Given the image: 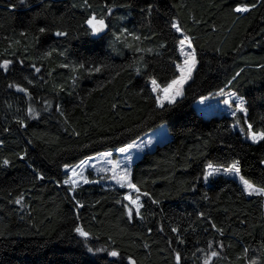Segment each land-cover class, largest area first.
Listing matches in <instances>:
<instances>
[{
	"label": "trees",
	"instance_id": "obj_1",
	"mask_svg": "<svg viewBox=\"0 0 264 264\" xmlns=\"http://www.w3.org/2000/svg\"><path fill=\"white\" fill-rule=\"evenodd\" d=\"M93 16L105 31L92 33ZM184 36L197 64L183 95L160 108L149 80L178 75ZM5 61L0 264H177V254L180 264H264V196L232 177L203 180L208 162L236 160L264 188V141L244 138L228 114L196 108L200 97L232 89L251 130L264 132V0H0ZM162 121L171 138L131 166L132 183L147 193L139 215L129 217L124 187L64 184L66 165Z\"/></svg>",
	"mask_w": 264,
	"mask_h": 264
},
{
	"label": "rangeland",
	"instance_id": "obj_2",
	"mask_svg": "<svg viewBox=\"0 0 264 264\" xmlns=\"http://www.w3.org/2000/svg\"><path fill=\"white\" fill-rule=\"evenodd\" d=\"M184 37L180 38V40L184 39ZM180 40L178 43V49H179L181 59L177 62V65L179 64V65L183 66L184 61H185V55L181 51V48L182 47L184 48V52H190V51H192V49H194V47L192 45V49H189L187 47L188 41H185V45L181 46ZM192 74H193V72H192ZM178 76H180L179 71H178V75L176 77H178ZM152 79H155L157 81V83L159 85H161V87H163V86H165L171 82V80H170L167 84H161L156 78H150L149 84H150L151 88H153V85L151 84ZM184 86H183V89H184ZM183 89H182V91H183ZM223 90L225 93H236L232 89H223ZM219 92H220V90L217 92L210 93L208 95L200 97L196 101V108L198 109V111L200 113H202L205 116H211V115L217 114V113H225V114L230 115L233 118L232 128L234 130L240 131L244 138L251 140L248 138L249 129H248V124L245 121L246 112H242V111L237 110L236 105H237L238 101H236L234 97L231 98L234 102H232L229 105H226L224 103V100L229 99V97L227 95H223V96L218 95ZM154 94L156 96V102H157L158 96L163 97V95H164L160 91L154 92ZM236 95L241 97L237 93H236ZM177 97H179V96H177ZM166 102H167V100L164 101V103H166ZM244 107H245V105H244ZM241 129H243L244 131H241ZM252 132H254V131H252ZM257 133H259V132H257ZM171 135L172 134L169 130L168 123L166 121H162L161 123H159L155 127H153L151 129L147 130L146 132L140 134L138 137H136L135 139H133L132 141H130L129 143L125 144L122 147H119V148L112 150V151H100V152H97L95 154H92V155L85 157L81 161L86 160V161H88V163L86 165H84L83 168H77L76 169L77 173H79V175L74 176L70 169L76 168V166L79 165L81 161H79L78 163H76L74 165L68 166L67 170L64 167V169L67 171V173L69 175L67 180H69L71 178V179L76 180L77 184H79V183L83 182L84 178H86L88 181L93 180V181L99 182V183H101L103 185H107V186H114V185L120 186V183H117V180L113 179V176L123 177L125 172H126L127 176L125 179L122 180V182L125 183V185H126L124 188L127 189L125 197L131 196V198L134 200V199H136L137 196H139V200L137 201L136 204H131L130 201L128 199H126L128 208L130 207L133 209L132 215L136 214L137 208L139 210L141 207L140 205L143 204L144 194H142L140 191H139V193H137L133 188L127 186L129 182L131 184H133L131 181L132 163L137 158H139L146 150L153 148L158 142H162V141H165V140L171 138ZM129 145H133V147L128 148ZM120 148H128V151L122 153L119 151ZM105 153H111V155L105 156L104 155ZM234 162H237V161L234 160L227 165L215 164V163L208 162L206 164L205 173L203 175L204 182L209 183V182H211V179L214 176L224 175V176L235 178L236 180H238L240 182V184L244 188V185L241 181V177H243L246 180H248V179L241 172H239V174H235V173H229V172L225 171V169L229 168ZM210 163L214 167L219 168V171L215 172L211 176H208L206 179L205 178L206 173L208 171H211L210 169L207 168V165ZM117 164L119 166L114 167V165H117ZM91 173H93L94 176H91ZM248 181L257 189L263 188L257 184H254L250 180H248Z\"/></svg>",
	"mask_w": 264,
	"mask_h": 264
},
{
	"label": "snow or ice",
	"instance_id": "obj_3",
	"mask_svg": "<svg viewBox=\"0 0 264 264\" xmlns=\"http://www.w3.org/2000/svg\"><path fill=\"white\" fill-rule=\"evenodd\" d=\"M21 3H24L25 0H20ZM252 7H255V5H253ZM236 12L238 13H244V12H248L250 9L248 6H237L235 9H234ZM86 23L88 24V26L92 29V33L93 34H98L100 32H102L106 25L104 23V20L103 19H97L95 16L91 17L90 19H88L86 21ZM177 32H181V28L178 24H173L172 25ZM40 31H44L43 28L40 29ZM56 35L58 36H62V35H65V33L63 32H57ZM185 41H188L187 43V47L189 49H192V44H191V40L188 38V37H184V39H181L180 40V44L181 46H184L185 45ZM181 51L183 52V54L185 55V61H184V65H176L177 67V70L180 72V76L178 77H175L174 79L171 80L170 83H168L167 85L161 87V85H159L157 83V81L155 79H152L151 81V84L153 85V88H152V91L153 92H157V91H160L162 92L164 95L163 97H157V105L158 107L160 108H163L165 105H164V101L167 100V102L169 104H172V103H175V100H176V97L177 96H182L183 95V86L188 82V80L191 79L192 77V72L196 66V63H197V60H196V53H195V50L192 49V51L190 52H184V48L182 47L181 48ZM10 62L9 61H5L3 65H0V67L4 68L5 70H7V66ZM83 66V65H81ZM99 69H97L98 71ZM37 72H39V69L37 68L36 69ZM237 75H239V73H237ZM235 79V77L233 78ZM19 91H26V89L24 88H18ZM218 95H227L229 97V99H225L224 100V103L226 105H229L231 104L232 102H234L231 98H235L236 101H238L236 107H237V110L238 111H242V112H246L247 109L244 107L245 105V100L242 98V97H239L236 95V93H225L223 89L220 90V92L218 93ZM206 99V98H205ZM203 102V101H202ZM31 111V110H30ZM23 123V122H21ZM248 129H249V133H248V138L252 140L253 143H258L260 141H264V132H252L251 129H252V125L251 124H248ZM241 131H244L243 129H241ZM133 147V145H129L128 148H131ZM128 148H120L119 151L120 152H127L128 151ZM105 156H110L111 153H105L104 154ZM21 159H23V157H21ZM4 165H7L9 163L8 160H4L3 161ZM88 163V161H81L79 165L76 166V168H72L70 169L73 173V175H79V173H77V168H83L84 165H86ZM239 162H234L229 168L225 169V171L229 172V173H235V174H239L240 172V168L238 166ZM119 165H114V167H118ZM66 170L68 168V166H65ZM207 168L210 169L211 171H208L206 173V176L205 178L207 179L208 176H211L213 175L215 172H218L219 171V168H216L214 167L211 163L207 165ZM127 176V173L125 172L124 176L123 177H116V176H113V179H116L117 180V183H120V186L121 187H125V183L122 182L123 179H125ZM40 179H43V177L41 176ZM241 181L244 185V190L248 193V195H252V194H257V195H264V188H260V189H257L255 188L248 180L244 179L243 177H241ZM84 183H88L89 181L84 178L83 180ZM71 183L73 185V188L76 186L77 184V181L74 180V179H69V180H65L64 181V184H69ZM129 187L133 188L137 193H139V188L136 187V185L134 184H131L130 182L128 183ZM144 195H147V193H145ZM125 199H128L130 201L131 204H136L137 201L139 200V196L136 197V199H132L131 196H126ZM22 200H23V197L17 199L15 201L16 204H21L22 203ZM142 206V205H140ZM127 207V205H126ZM132 213H133V209L132 208H128V215L129 217L131 218L132 216ZM136 214L139 215V210L137 208L136 210ZM203 215V214H201ZM213 227H215V225H213ZM173 231H177L176 229H173ZM75 232L79 234V236L81 237H84V238H87L88 237V233L86 231H84L81 227H76L75 228ZM209 247H211V245H209ZM110 255L113 256V257H117L119 255L118 252L116 251H112L110 252ZM211 255L214 257V256H217L218 253L216 251H213L211 253ZM176 262L177 264H180V256L179 254L176 255ZM130 264H135V261H131L130 260ZM205 264H208V261H205Z\"/></svg>",
	"mask_w": 264,
	"mask_h": 264
},
{
	"label": "water",
	"instance_id": "obj_4",
	"mask_svg": "<svg viewBox=\"0 0 264 264\" xmlns=\"http://www.w3.org/2000/svg\"><path fill=\"white\" fill-rule=\"evenodd\" d=\"M104 23H105V25H106V22H105V21H104ZM105 29H106V27H105ZM105 29H104L103 31H105ZM103 31H102V32H103ZM100 33H101V32H100ZM98 34H99V33H98ZM110 256H111V255H110ZM111 257H113V256H111ZM130 260H131V261H135L132 257H128V262H129V264H130ZM135 264H137L136 261H135Z\"/></svg>",
	"mask_w": 264,
	"mask_h": 264
}]
</instances>
